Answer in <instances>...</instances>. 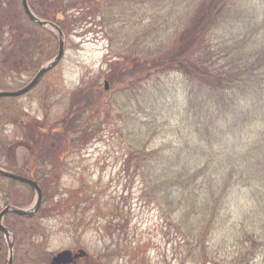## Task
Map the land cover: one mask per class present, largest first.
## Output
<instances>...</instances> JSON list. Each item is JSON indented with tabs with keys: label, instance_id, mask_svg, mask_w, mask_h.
<instances>
[{
	"label": "trees",
	"instance_id": "trees-1",
	"mask_svg": "<svg viewBox=\"0 0 264 264\" xmlns=\"http://www.w3.org/2000/svg\"><path fill=\"white\" fill-rule=\"evenodd\" d=\"M62 1L67 2L66 9L59 11L78 8L68 21H92L105 31L112 51L110 59L122 62L129 57L145 65V71H136L116 83L121 104L114 100L108 104L107 100L105 110L109 114L116 109L117 114L126 116L130 156L125 161V171L134 161L131 167L142 184L143 196L158 204L168 214L167 219L176 221L187 259L197 264H217L221 248L218 242L225 246L226 235L234 238L236 247L221 259L225 264H257L256 260L264 264V24L260 14L256 18L255 6L249 4L253 0ZM28 2L36 16L62 30L59 23L65 17L39 12L37 2ZM10 5L9 0H0L1 11H13ZM1 11L0 39L5 30L15 36L19 13ZM20 12L26 19L23 26L42 29L29 21L23 9ZM20 52L16 58L23 59L24 51ZM175 75L182 83V97L161 110L157 107L158 96L167 99L168 86H155L153 95L146 84L151 77L160 83L164 76ZM135 85L139 86L138 93ZM176 90L173 88L170 97ZM135 100L146 104L137 105L139 110L148 107L143 118L131 119L127 115L128 111L135 115ZM165 113L172 122L164 133L176 140L166 148H150L143 138L142 129L149 131L145 121L152 118L159 127L164 126L160 119ZM133 123H138L139 137ZM41 124L44 130L46 124ZM45 137L41 134L38 146L45 145V139H49ZM0 144L4 149L5 142L0 140ZM0 178L13 187L5 206L26 207L32 202V188L1 175ZM33 179L44 197L45 187ZM243 182L258 187L262 203L254 202L251 212L231 213V197L240 191ZM16 186L24 188L25 196L17 194ZM226 210L231 214L223 217ZM38 213L32 217L6 215L3 220L4 226L12 230L14 223L24 229L32 251L30 256L25 253L30 257L28 264H38L39 259L36 240L41 233L35 223ZM231 215L234 219L228 227ZM6 246L0 233V264H6Z\"/></svg>",
	"mask_w": 264,
	"mask_h": 264
},
{
	"label": "rangeland",
	"instance_id": "rangeland-1",
	"mask_svg": "<svg viewBox=\"0 0 264 264\" xmlns=\"http://www.w3.org/2000/svg\"><path fill=\"white\" fill-rule=\"evenodd\" d=\"M9 2L13 11H0L7 14L15 10L19 13L16 35L26 36V43H18L12 52L3 46V38L0 39V85L11 90L23 85L40 66L56 55L58 35L51 27L29 30L28 25L23 26L26 21L20 12L23 9L21 0ZM33 2H37L35 8L39 12L66 18L59 23L64 34V53L58 64L44 75L41 83L31 92L18 98L0 99V140L5 142L4 149L0 144V165L14 166L15 160L20 162L21 156H26L19 149L13 151L9 147L26 129L27 124L23 125V130L12 124L22 119V115L28 120L30 117L32 121H38L36 125L44 121L49 129L57 126L59 132L56 136L61 146L75 151L73 154L69 152L58 155L61 157H57L60 170L52 169L57 179L53 184H48L50 179L39 177V183L45 187V191L35 219L37 230L41 233L36 240L38 264H48L53 254L64 249L73 252L84 249L87 252V259L85 257L77 264H197L186 257L182 235L175 228L176 221L167 219L168 214L165 215L158 204L143 196L142 184L131 167L135 162L132 161L130 168L125 171V161L130 156L126 116L122 112L117 114L116 109L110 110L111 115L105 110L107 100H110L108 104L113 103V100L117 105L121 104L122 95L116 93V83L136 71H145V65L137 60L131 61L129 57L122 62L110 59L112 51L105 31L92 21H68L70 14H76L78 8L68 11L67 7L66 11H59L66 9L67 2L61 0ZM249 4L255 6V16L258 18L260 14L264 24V0H253ZM2 7L5 8L4 5ZM35 37L39 38L41 43L38 42V45L41 48L38 45L36 47ZM22 50L21 63L15 65L10 62L9 55L18 57ZM181 84L175 75L164 76L160 83L151 77L146 85L153 95L156 93L155 86H168L167 99L158 96L157 105L160 106L157 107L163 110L171 106L173 101L180 100ZM138 88L135 85L136 93L139 92ZM173 88L177 90L175 96L170 97ZM138 102L135 100L133 103L135 115L128 111L127 115L131 119L143 118V111H148V107L139 110L137 105L144 107L145 103L141 100ZM166 116L165 113L160 119L164 123L160 127L152 118L146 121L143 119L149 129L148 132L142 129L148 147L166 148L176 140L164 133L172 122ZM137 124L135 135L139 137ZM25 162L27 165L24 164V168L27 170L30 167L28 157ZM242 186L231 197V205L228 207L231 213L239 210L251 212L254 202L262 203L257 186L246 182ZM12 188L7 180L0 178V210L5 206L6 199L10 198L9 190ZM15 188L17 194L25 196L24 188ZM227 210L222 212L223 217L231 214ZM233 219L231 215L228 227ZM14 230L13 264H28L27 258L30 259L32 254L31 244L24 237L26 234L21 224L14 223ZM222 236L223 233L219 238ZM224 240L225 246L218 242L221 248L217 264H225L221 260L223 256L235 251L234 238L225 235ZM26 252L29 256L25 255ZM256 263L259 264V260Z\"/></svg>",
	"mask_w": 264,
	"mask_h": 264
},
{
	"label": "flooded vegetation",
	"instance_id": "flooded-vegetation-1",
	"mask_svg": "<svg viewBox=\"0 0 264 264\" xmlns=\"http://www.w3.org/2000/svg\"><path fill=\"white\" fill-rule=\"evenodd\" d=\"M28 4H29V2H28ZM25 21H26V19L24 20V22ZM2 38L4 41L3 46L7 50H9L10 52H12L16 48V45L18 43H24V42L26 43V36H24V34H21L20 36H16V35L14 36L13 34H11V32L9 30H5V33L2 35ZM38 42L41 43L39 38L37 39V37H35L36 47L38 45ZM19 47L22 48L21 46H19ZM38 47L41 48L40 44L38 45ZM4 53L8 54L7 51H5ZM4 57H5V59L7 58L6 56H4ZM11 58H12V60H11ZM8 59L10 60V62L12 61V63L15 65L21 63V61H20L21 59L10 56V55H9ZM6 61H7V59H6ZM37 70H39V69H37ZM51 70H49V71H51ZM34 74H33V76H34ZM44 75L40 78L38 83L27 93L31 92L34 88H36L41 83V80L44 77ZM30 80H31V77L29 79H27V81L18 88L23 87ZM18 88L11 89V90H17ZM0 89L1 90H9L6 88L4 89V87H2V85H0ZM12 98H17V97H12ZM22 116H23L22 119H20L19 121H14L12 124H15L16 127L20 126V128H22V130H23V125L27 124L25 127L26 129H24V131H22V133H21L22 136L20 135V138H18L11 146L9 144V147L13 151H15V149H19L20 152H23L22 154H24L26 156L25 157L21 156L20 162L18 160H15V158L13 156L12 158H14L13 160H15L13 163L15 165L10 166V167L6 166V168L9 167L8 169L10 171L5 169V168H3V169H5L9 172H12V173H16V174L28 177L30 179L36 178L38 181H39V177L41 179L46 177L45 179L51 180L48 184H53L55 182V180H57V179H56V175L52 174L53 173L52 169H55V171L60 170L59 163L57 162L58 161V159H57L58 155H60V154L63 155L64 153H69V152L71 154H73L75 151L73 152L70 149L67 150L66 148L61 146V141L56 136L57 133L59 132V129L57 128V126L49 129L48 128L49 126L46 125V129L42 130L43 129L42 124L36 125V123H38V121L34 122V121L30 120L31 119L30 117L28 120L25 118V115H22ZM44 126H45V124H44ZM34 134H37V139L36 138L32 139V136ZM41 134H44L47 138H49V139H45L48 142V144H46L44 146H42V145L38 146V144H37V143L41 142ZM27 157L30 160V167H29V169L26 170L24 168V164L27 165L25 162ZM58 158L60 159L61 157H58ZM62 167H63V164H62ZM9 180L15 181L17 183H21L17 180H13L10 178H9ZM87 256H88V254L86 253V256L84 255L82 257L75 259L73 264H77L79 262V260H81L85 257L87 259Z\"/></svg>",
	"mask_w": 264,
	"mask_h": 264
},
{
	"label": "water",
	"instance_id": "water-1",
	"mask_svg": "<svg viewBox=\"0 0 264 264\" xmlns=\"http://www.w3.org/2000/svg\"><path fill=\"white\" fill-rule=\"evenodd\" d=\"M21 5L24 9L25 15L29 18V20L35 25H39L42 27H51L53 28L58 35V52L56 55L48 60L44 65L40 66L39 70L31 77V80L21 88L17 90H0V97H18L21 96L28 91H30L40 80V78L53 67H55L58 62L61 60L64 53V34L62 30L57 26V24L43 20L36 16L28 5V0H21ZM105 88H107V83L105 82ZM0 175L6 178H10L13 180H17L23 184L28 185L33 189V193L35 194L34 202L30 203L27 207H17L14 205H6L0 210V233L4 237V240L8 247V258L6 264H13V247L14 246V234L10 228L4 226L3 219L6 215H18L24 217H32L36 214L41 206L43 193L38 185V183L30 179L28 177L11 173L7 170L0 168ZM86 255V251L84 249H79L75 252L64 249L59 252H56L51 256L49 264H71L75 261V259Z\"/></svg>",
	"mask_w": 264,
	"mask_h": 264
}]
</instances>
